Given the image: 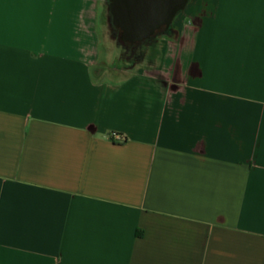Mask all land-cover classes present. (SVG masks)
I'll list each match as a JSON object with an SVG mask.
<instances>
[{
    "label": "crops",
    "instance_id": "1",
    "mask_svg": "<svg viewBox=\"0 0 264 264\" xmlns=\"http://www.w3.org/2000/svg\"><path fill=\"white\" fill-rule=\"evenodd\" d=\"M107 2L0 0V264H264V0H189L121 79Z\"/></svg>",
    "mask_w": 264,
    "mask_h": 264
},
{
    "label": "water",
    "instance_id": "2",
    "mask_svg": "<svg viewBox=\"0 0 264 264\" xmlns=\"http://www.w3.org/2000/svg\"><path fill=\"white\" fill-rule=\"evenodd\" d=\"M113 26L123 46L147 42L170 27L189 0H109Z\"/></svg>",
    "mask_w": 264,
    "mask_h": 264
},
{
    "label": "rangeland",
    "instance_id": "3",
    "mask_svg": "<svg viewBox=\"0 0 264 264\" xmlns=\"http://www.w3.org/2000/svg\"><path fill=\"white\" fill-rule=\"evenodd\" d=\"M104 13L101 19V32H102V51L106 56V61H101L97 68L95 69V74L101 75L103 74L105 77H110L113 79H121L129 75V73L133 70L136 62L140 61L138 59L128 60L126 59V50L125 47L118 42V37L114 33L113 24L110 20V14H108V3L103 7ZM169 35H159L155 37L151 43L154 45L160 44V40H172L169 39ZM171 38V37H170ZM163 41V42H164ZM166 42V41H165ZM155 45V46H156ZM152 46V45H151ZM151 46L145 44V50L150 51ZM151 54L156 55V51H150ZM142 54V52H141Z\"/></svg>",
    "mask_w": 264,
    "mask_h": 264
},
{
    "label": "flooded vegetation",
    "instance_id": "4",
    "mask_svg": "<svg viewBox=\"0 0 264 264\" xmlns=\"http://www.w3.org/2000/svg\"><path fill=\"white\" fill-rule=\"evenodd\" d=\"M112 20H113V18H112ZM169 29H170V27L167 28L166 30H164L163 32L168 31ZM113 30H114V33L118 37L119 36V30H118L117 26L114 25L113 26ZM155 37H153L152 39H154ZM151 40H149V42ZM145 43L146 42L141 43V44H136V45L124 46L125 50H126V53H125L126 57L125 58L128 59V60L138 59L141 56V52H142V49H143V46H144Z\"/></svg>",
    "mask_w": 264,
    "mask_h": 264
},
{
    "label": "trees",
    "instance_id": "5",
    "mask_svg": "<svg viewBox=\"0 0 264 264\" xmlns=\"http://www.w3.org/2000/svg\"><path fill=\"white\" fill-rule=\"evenodd\" d=\"M109 2H110V1L108 0V2H107V3H108V6H109ZM109 14H110V13H109ZM110 20H111V22H112V16H111V14H110Z\"/></svg>",
    "mask_w": 264,
    "mask_h": 264
}]
</instances>
